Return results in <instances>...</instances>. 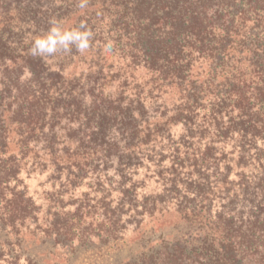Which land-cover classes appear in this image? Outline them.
<instances>
[{
	"label": "trees",
	"instance_id": "16d2710c",
	"mask_svg": "<svg viewBox=\"0 0 264 264\" xmlns=\"http://www.w3.org/2000/svg\"><path fill=\"white\" fill-rule=\"evenodd\" d=\"M79 3L0 0V264H264V0Z\"/></svg>",
	"mask_w": 264,
	"mask_h": 264
},
{
	"label": "clouds",
	"instance_id": "9594fccd",
	"mask_svg": "<svg viewBox=\"0 0 264 264\" xmlns=\"http://www.w3.org/2000/svg\"><path fill=\"white\" fill-rule=\"evenodd\" d=\"M87 3L88 0H80L79 8H86ZM50 25L46 32L34 38L29 49L32 56H39L47 60L59 52H70L73 46L80 53H84L90 48L94 32L85 21H81L78 26L65 27L61 21L52 19ZM111 49L112 44L109 42L105 46V51L110 52Z\"/></svg>",
	"mask_w": 264,
	"mask_h": 264
},
{
	"label": "rangeland",
	"instance_id": "374dc122",
	"mask_svg": "<svg viewBox=\"0 0 264 264\" xmlns=\"http://www.w3.org/2000/svg\"><path fill=\"white\" fill-rule=\"evenodd\" d=\"M45 178H46L45 174H43V175L37 174L33 177V179L28 180L27 182L30 185L31 190H40L39 188L42 189L40 183L43 180H45ZM239 194H240L239 200H242L241 193H239ZM217 196H218V198H216L214 201V203H215L214 211L217 209V207H216V205L218 204L217 202H221L220 199L223 197V195H222V197L220 198L219 192L217 193ZM238 204H239V202H238ZM229 209H230V207L227 208V210H229ZM238 209H239V207H238ZM247 211H250V208H248ZM176 215L177 214L175 212L171 213V214H167V215H165L164 220H167L168 222H173L174 220H176ZM90 260H91L90 253H86V254H83L81 257H79L77 262H78V264H90ZM244 262H246V261H244Z\"/></svg>",
	"mask_w": 264,
	"mask_h": 264
}]
</instances>
